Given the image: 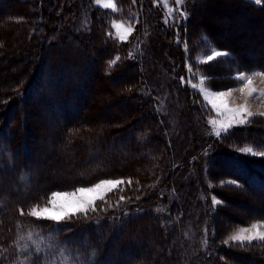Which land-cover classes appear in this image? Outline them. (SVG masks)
<instances>
[{"label": "trees", "instance_id": "obj_1", "mask_svg": "<svg viewBox=\"0 0 264 264\" xmlns=\"http://www.w3.org/2000/svg\"><path fill=\"white\" fill-rule=\"evenodd\" d=\"M82 1L88 3L91 26L80 32ZM95 1L0 0V264H264V240L233 243L227 233L235 227L230 222L237 226L246 224L247 218L264 220V193L254 192L257 187L264 190V173L259 175L264 172V157L239 150L264 151V116H253L220 137L209 135L206 119L212 108L201 93L182 82L187 79L188 62L193 63L206 39L214 43L213 35L219 33L212 21L201 22L205 27L193 21L197 14L205 19L196 6L209 0L195 1L192 18L181 27L179 45L154 0H116L115 12L95 7ZM237 2L264 12V0L261 6ZM210 3L213 10L221 0ZM135 13L137 27L149 28L159 41L169 43L180 80L171 84L183 103L182 109L171 105V117L158 115L151 96L144 92L151 72L147 57L134 59L131 43L114 35L113 21L135 22ZM197 27L202 28L200 33ZM185 44L187 52L182 48ZM112 60L114 65L109 63ZM87 64L85 80L82 70ZM262 64L257 67L264 71ZM215 65L216 72H206L210 77H232L240 66L236 57L224 66L222 61ZM203 67L196 66L197 72ZM117 78H121L118 84ZM105 105L117 113L106 115ZM83 108L88 110L85 116ZM27 114L36 120L37 135L28 130ZM173 116L187 120L189 128L198 127L189 143L179 138L178 130L167 129ZM23 128L31 141L23 136ZM44 136L55 137L48 145L56 151L62 147V158L73 155L70 165L60 166V157L43 164L36 160L47 147ZM211 148L221 160L231 158L254 172L246 179L218 170L222 179L217 171L212 175L204 168L213 157ZM82 153L87 161L80 159ZM81 168L83 175L76 176ZM53 170L61 173L53 176ZM111 178H127L131 183L86 215L57 224L29 214L54 192ZM10 180L17 193L9 197ZM227 191L250 192L254 197L249 199L256 203L248 204L245 198L239 203L238 197L224 194ZM212 196L222 202L221 210L233 203L248 205L247 218L223 212L228 222L219 221Z\"/></svg>", "mask_w": 264, "mask_h": 264}, {"label": "rangeland", "instance_id": "obj_2", "mask_svg": "<svg viewBox=\"0 0 264 264\" xmlns=\"http://www.w3.org/2000/svg\"><path fill=\"white\" fill-rule=\"evenodd\" d=\"M195 1L196 0H181L180 3H177V0H154L153 1L155 9L158 8L159 9L158 12H160L162 15L161 19L163 20V22L167 25L168 28L173 30L174 35H175L173 37V40L178 45L182 44L181 39H180L181 27L185 26L187 21L190 18H192L193 9L195 7ZM248 1H250L255 6H261L263 2V0H260V3L257 4L255 0H248ZM114 3L116 5L114 9H105L102 4L97 5L96 1L94 2V6L95 7L99 6L100 8L104 10H111L115 12L118 9L116 0H114ZM210 4L211 3L209 0L206 3L205 1H203L201 5L196 6L197 9L201 11L202 15L203 14L205 15L204 16L205 19L203 20V18H201V15L197 14L193 16L194 17L193 21L197 20L196 24L197 23L202 24L201 22L206 23V22L212 21L214 26L217 25L216 32H219V33L218 35H213L214 43L206 39L207 40L206 43H204L199 48L200 51L195 55L193 59V63L188 62L187 70H186L187 79L185 80L182 78V82L183 83L185 82L184 84H187L192 89H195L196 91L201 93L206 104L210 108H212L211 109L212 115L207 114V119H206L208 125L210 126V129L208 130L207 134L215 137L216 136L215 133L219 129V123L214 125L211 123V121L216 120L219 122L222 120H226L227 117L220 115L212 107L211 101H212V94L214 92L232 89L233 90L232 95L231 97H229V102L232 107H237L240 105H247L249 111L253 113V116H256V115L260 116L259 114L261 112H264V95H260V93H264V71L261 68L257 67L260 64L264 63V12L263 11L257 12L255 10H249L246 6L244 7L242 5H239L237 0H221L220 5H217L216 7V8L222 7L221 10L219 9L217 10L216 8H213L214 6H212L213 10L210 9ZM80 9H81V12L79 14V19H78L79 31H84V30L88 31V28H90L91 26L90 24L91 23V18H90L91 13L88 12L89 10H88L87 1H82ZM134 23H136V25H133ZM138 23H139V20H138L137 14L135 16V22L129 21L123 18L114 20L112 24L114 35L122 42L131 43L132 57H134V59H139L144 56H145L144 58L147 57V60H148L147 65H148V62L150 64L148 72L150 71L151 72L147 78L146 87H145L144 92L146 93V95L151 96L154 109L158 115L160 114L161 116H163V119H164V115L169 114V116L171 117V112H170L171 105L175 103V105L177 104L176 105L177 109H182L183 103L182 101L178 102L179 92L176 91L174 86H172L171 84L174 80L179 81V82L180 80L176 75L177 68L175 65L172 64V57L168 53V50L170 48L169 43H167L166 41H159L158 37L156 36L154 32H153L154 34L153 33L151 34V31L149 28L137 27ZM84 24H86L87 26ZM117 24L122 25L123 27L121 29H117L115 27V25ZM202 26L205 27L206 25L202 24ZM127 29H131V32L128 33L127 35H124V32ZM197 29H198L197 30L198 33H200L202 30V28L200 27H197ZM206 31L210 32V30H206ZM138 32H141V33H138ZM185 46H182V48L184 47L185 52H187V50L189 49V46H187L186 44ZM213 50L227 52L229 56L216 58L214 61L208 62L207 56L210 55ZM232 57H236L241 66V67L239 66L235 68V71L233 72L232 77L220 76V77L215 78V77H210L209 75H207L206 73L207 70L216 72V69L214 68L219 69V66L215 65L217 61H222L223 63L222 66H224L228 64L229 59ZM225 58H229V59L225 61L224 60ZM257 61L259 63L256 65ZM199 65L204 66L203 68L200 69L202 70L201 72H197L199 70L196 69V66H199ZM88 68L89 66L87 64L85 65V68H83L82 70L84 79L86 78L85 73L88 71L87 70ZM217 72L220 73V70ZM239 76H244L245 78L251 77L253 80L252 87L255 88L257 91L253 93L251 96L249 95L247 90L244 92L239 91V88L242 87L243 83L246 82V79L245 81H240L239 79H237ZM43 77H42L43 79H46L45 75ZM87 79L88 78H86L85 80ZM89 80L91 84V82H93V79H89ZM120 82H121V78H117L116 83L118 84ZM108 85L112 86V83L110 82ZM92 94H93L92 92L91 94L89 93V102L91 103H93V99H94L93 98L94 96H92ZM120 105L121 103L117 104L116 107H119ZM108 107H109L108 105L107 106L105 105L104 113L106 115H109V114L113 115L117 113L116 109H113V107L108 109ZM85 113H86V108H83L82 114L84 116L87 115L88 110H87V113L86 114ZM26 116H27V119H29L28 130L32 129L35 132V134L36 133L38 134V132L33 128L34 125L37 126L35 118H32V116H29L28 114ZM173 117L174 118L171 119L172 123L170 124L169 128L167 127V129L169 130V132L178 130L176 132L177 135L179 136L180 134L182 135V137H179V138L180 139L185 138V141L189 143V141L192 139V136L196 135L198 131L197 130L198 127L194 124L196 129H193L192 126L191 128H189L187 120L181 121L180 117H177V118L175 116ZM252 117H248L247 114H245V119L247 120H249ZM233 127H236V126L234 125ZM26 129L23 128L22 130L23 136L26 135L29 141H31V134L28 133V130ZM220 131H221V135L225 134V132L222 129H220ZM187 133L189 134V136L191 133L190 139L186 137ZM52 136H47L48 140L44 136L43 144L46 142L47 147L44 150V152L40 154L39 157H35V158L36 160L40 158L39 163L42 162L43 164V162L49 163L51 160L55 159L56 157H60L61 158L59 159L61 163L60 166L67 167V165H70V162L74 160V157L72 155L71 157L68 156V157L62 158V150H61L62 147H58V151H56L54 147L53 148L50 147L48 145V142L51 140ZM54 139L55 137L52 140ZM52 140L50 141V143L53 142ZM31 146L35 147L33 143L31 144ZM201 150H204V147H202ZM209 154H211V156L213 157L210 160H206L204 162V168L208 167V170L211 169L210 170L211 174L213 172L215 173L217 170L220 173H223V171H226V172H230L231 174H235L239 178L243 177L244 179H246L247 174L249 172L250 173L254 172V171L245 170L244 168L238 166L237 162L231 158H225L221 160L220 157L218 156L216 157L215 149L213 148L210 149ZM214 154H215V157H214ZM80 155H81L80 159H83L84 161H87V159H89V157H86V158L83 157V153ZM217 159H220L221 161L217 163ZM83 171H84V168L83 169L81 168V170L78 172L76 176H82ZM59 173H61L60 170L52 171L53 176ZM220 173H218V175H220L219 178L222 179L224 176H222ZM262 173L264 172H260L259 175ZM105 180H122L124 181V183L115 187L112 191L108 192L105 195L104 200H106L107 197L111 195L113 192H116L117 190L123 187L125 188L126 184L130 181L127 178H111V179H105ZM227 181L231 183L233 182V180L230 178L227 179ZM95 184L93 183L91 185H86L82 187H91ZM9 185H10L9 197L16 195L17 193L16 184L11 183V180H10ZM78 188L80 187H76L75 189H71V190H63V191H57V192H71V191H75ZM255 190L257 191V192L254 191L257 194V196L262 195V193L260 192L264 193V190H262L261 187H257L255 188ZM224 194L238 197L237 202L239 203H245V202H248V204L256 203V200L249 199V197L251 198L254 197V196H251L250 192L248 193L242 192V193H239L238 195H235L233 191H227ZM212 197L215 198L216 201H218V203H215V204L213 203V209L215 210L219 209L220 212H218V216H217L219 217L221 215L219 217V221L223 223L228 222L227 216L222 215L223 212H226V213L229 212L230 213L229 215L234 214L238 216L239 219L242 218L241 220H245L247 218L245 216L249 214L247 212L248 205L245 204V205L240 206L238 203H233L229 205V207H226L225 209L221 210L220 206L222 205V202L216 196H212ZM213 198H212V202H213ZM243 198H245L246 200L245 202H243ZM102 201L98 200L96 202L95 209L97 207V204ZM48 202L42 204L39 207L42 208L44 206H50ZM92 211H93L92 209H89L88 213ZM252 213H255V212L253 211ZM79 215H83V213ZM249 220L250 219L247 218L246 224H243V225L240 224L237 226L235 223H232V222L229 223L230 225L235 226L234 229H230L227 232L229 234L228 235L229 242L239 243V242L231 241L229 237L234 234H237L242 228L251 229L253 225H259L260 227L258 231L264 232V220L263 221H253V222H250ZM221 225H222L221 223H218L217 225V229L219 231H221L220 229H223V226ZM248 234H251V233H248ZM255 240H260V238L257 237V239ZM133 246L135 247L138 245L134 244ZM117 253H118L117 251L112 252V254H117ZM127 254H124V255H127Z\"/></svg>", "mask_w": 264, "mask_h": 264}, {"label": "snow or ice", "instance_id": "obj_3", "mask_svg": "<svg viewBox=\"0 0 264 264\" xmlns=\"http://www.w3.org/2000/svg\"><path fill=\"white\" fill-rule=\"evenodd\" d=\"M180 2L181 0H177V3ZM255 2L259 4L260 0H255ZM96 4H102L105 9H114L116 7L114 0H96ZM115 27L117 29H121L123 26L117 24ZM130 32L131 29H127L125 30L124 35H127ZM228 56L229 54L227 52L213 50L211 54L207 56V61L212 62L216 58ZM116 60H119V57H117ZM116 60L110 61V65H114ZM237 79L240 81H245L246 79V82L239 88V91L244 92L247 90L250 96L257 91L252 87L253 80L251 77L245 78L244 76H239ZM232 91V89L223 90L212 94V107L217 113L227 117L226 120L219 122L216 120L211 121L214 125L219 123V129L215 133L217 137L221 136L220 129L227 133L234 125L238 126L249 123V120L245 119V114H247L248 117L253 116V113L249 111L247 105H240L237 107H232L230 105L229 97H231ZM260 95H264V93H260ZM259 115L264 116V112H261ZM239 150L244 154L264 157V151H254L253 147H243ZM123 183L124 181L122 180H102L91 187H80L71 192H54L51 194L48 202L50 206H44L42 208L39 206L34 207L29 214L32 217L54 221L59 224L65 220L71 219L73 216H78L81 213L86 215L89 209L95 211L96 202L98 200H104L105 195L108 192ZM128 183H131V181ZM120 199L124 200L125 198L121 196ZM213 203H218V201L213 198ZM21 215H23L22 209ZM259 227V225H253L251 229L242 228L237 234L230 236L229 239L241 244L245 241L250 243L251 241L257 239V237L264 240V232H259ZM225 243H227V241Z\"/></svg>", "mask_w": 264, "mask_h": 264}, {"label": "bare ground", "instance_id": "obj_4", "mask_svg": "<svg viewBox=\"0 0 264 264\" xmlns=\"http://www.w3.org/2000/svg\"><path fill=\"white\" fill-rule=\"evenodd\" d=\"M219 8V7H218ZM218 8H216L217 10H218ZM220 9V8H219ZM205 16V15H204ZM207 19V18H206ZM204 20V19H203ZM206 21V20H205ZM242 22H244V21H242ZM79 23V22H78ZM207 23V22H206ZM241 23V22H240ZM84 25H86V24H84ZM212 25H214V24H212ZM87 26V25H86ZM84 27V26H83ZM216 27H217V25H216ZM212 28H214V27H212ZM220 28V27H219ZM88 29H90V28H88ZM76 32V31H75ZM81 32V31H80ZM236 35V34H235ZM236 38H237V36H236ZM240 38V37H239ZM238 38V39H239ZM231 39V38H230ZM241 200V199H240Z\"/></svg>", "mask_w": 264, "mask_h": 264}]
</instances>
